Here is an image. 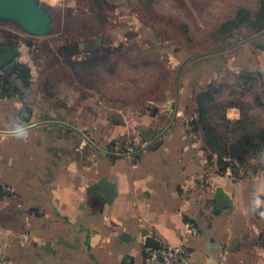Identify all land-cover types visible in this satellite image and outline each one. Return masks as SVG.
Segmentation results:
<instances>
[{"label":"crops","instance_id":"obj_1","mask_svg":"<svg viewBox=\"0 0 264 264\" xmlns=\"http://www.w3.org/2000/svg\"><path fill=\"white\" fill-rule=\"evenodd\" d=\"M233 1L229 20L260 9ZM226 52L222 77L251 68L264 85V34ZM20 89L0 98V264H144L148 237L184 244L190 264H264V170L218 171L179 121L136 154L155 137L126 152L120 135L90 139L127 154L109 155L73 128L87 136L86 123L61 119L35 78Z\"/></svg>","mask_w":264,"mask_h":264},{"label":"rangeland","instance_id":"obj_2","mask_svg":"<svg viewBox=\"0 0 264 264\" xmlns=\"http://www.w3.org/2000/svg\"><path fill=\"white\" fill-rule=\"evenodd\" d=\"M240 1H246L250 8L255 6V0ZM38 2L52 18L51 31L38 36L13 20L0 18V43L15 46L17 61L29 68L36 85L56 96L61 119L77 125L86 123L89 139L120 135L117 149L135 151L143 140L168 127L178 92L175 121L188 125V132L203 141L201 149L209 163L217 164L219 155L205 147L204 132L193 131L189 125L197 115L200 86L214 76L219 77L218 82L231 85L244 80L241 74L227 71L222 77L224 71L216 75L206 70L214 54L186 64L197 55L225 49L253 35V27L241 28L245 25L221 30L234 13L233 0ZM219 54L224 57L228 52ZM193 64L203 70L190 71ZM251 76L243 101L258 104L252 123V130H258L264 126V85ZM194 82L198 87L189 94V85ZM227 135L228 141H233L231 130ZM250 163L257 171L264 170V156L255 155ZM238 166L246 170L234 161V167Z\"/></svg>","mask_w":264,"mask_h":264},{"label":"trees","instance_id":"obj_3","mask_svg":"<svg viewBox=\"0 0 264 264\" xmlns=\"http://www.w3.org/2000/svg\"><path fill=\"white\" fill-rule=\"evenodd\" d=\"M258 3H260V9L254 16L249 9L241 7L234 19L222 24L221 30L224 32L231 31L233 28L247 25V27H253L257 32L263 31L264 0H259ZM5 46L8 47V45L0 43V80L7 96L20 92L21 86L30 88L34 76L28 67L17 61V48L15 46L6 48ZM6 51L8 54L4 56L3 53ZM204 68L213 72H222L227 66L223 57L218 53L213 55L211 61ZM199 69L203 70L200 65L193 64L190 66V71ZM242 71L240 74L244 83L231 85L224 81L218 82L212 77L207 83L200 86L201 92L197 96V115L189 124L193 131L201 130L204 132L205 147L212 153L219 155L217 170L226 172L227 168L230 167L234 175H238L234 161L245 166L247 171L253 169L251 167L257 169V166L250 163L251 158H254L255 155L264 156V126L258 130H252L253 119L257 118L254 111L258 108V104H248L243 101L246 94L245 89L247 90L245 87L249 79H253L251 75L256 71L251 68H245ZM259 74L263 75L262 72ZM197 83L194 82L191 86L189 85V94L198 87ZM256 98L259 99L258 96ZM230 108H237L241 112V118L235 123L227 117V111ZM227 130H231L234 135L233 141H228ZM121 151L126 152L127 150L122 149ZM225 157H229L230 160H225Z\"/></svg>","mask_w":264,"mask_h":264},{"label":"water","instance_id":"obj_4","mask_svg":"<svg viewBox=\"0 0 264 264\" xmlns=\"http://www.w3.org/2000/svg\"><path fill=\"white\" fill-rule=\"evenodd\" d=\"M0 18L6 19V20H13V21L17 22L21 26L22 29H24V30H26L32 34L38 35V36L46 35L51 31L50 25H51L52 18L50 16L49 12L41 6V4L38 2V0H0ZM262 34H264V30L255 36L249 37V38H247L243 41H240L234 45H231L225 49L213 51V52H209V53H205V54H201V55H197L196 57L191 58L187 62L186 65L190 64L192 61H194L197 58L230 50V49L237 47V46H239L245 42H248V41H251V40L257 38V37L261 36ZM180 78H181V72H180V75L178 76V79H177V90L179 89ZM178 104H179V93L177 92L176 110H175V113L172 117V120H171V123L169 126H171L174 123V121L176 120L177 112L179 110ZM67 125H69V124H67ZM73 128L76 129L78 132H80L85 137V139L89 143H91L94 147H96L97 149H99V150H101V151H103L109 155L120 156V157L127 155V154H122V153L121 154L120 153H113V152L104 150V149L100 148L99 146H97L87 136H85V134H83L79 129H77L75 127H73ZM0 132H4V131H0ZM162 135H164V134L163 133L158 134V136H156L149 144H147L145 147L140 148L139 150L133 152V154L140 153L143 150H145L146 148L150 147ZM148 245L150 247H153V248H158L161 246L159 242H155V240L152 239L151 237L147 238V246Z\"/></svg>","mask_w":264,"mask_h":264},{"label":"built area","instance_id":"obj_5","mask_svg":"<svg viewBox=\"0 0 264 264\" xmlns=\"http://www.w3.org/2000/svg\"><path fill=\"white\" fill-rule=\"evenodd\" d=\"M6 93L4 86L0 80V98L5 97ZM228 172L232 173V168H227ZM239 175H243L246 170L242 166L237 167ZM191 232H195L196 228L191 226ZM192 252L184 244L178 246H160L158 248L150 247L145 248L144 264H190L189 258Z\"/></svg>","mask_w":264,"mask_h":264}]
</instances>
